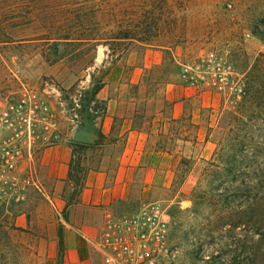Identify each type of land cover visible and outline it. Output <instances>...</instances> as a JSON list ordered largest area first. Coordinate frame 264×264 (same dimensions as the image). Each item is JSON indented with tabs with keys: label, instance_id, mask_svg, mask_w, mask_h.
Returning <instances> with one entry per match:
<instances>
[{
	"label": "rangeland",
	"instance_id": "1",
	"mask_svg": "<svg viewBox=\"0 0 264 264\" xmlns=\"http://www.w3.org/2000/svg\"><path fill=\"white\" fill-rule=\"evenodd\" d=\"M46 2L54 27L71 28L72 14L85 0ZM241 3L236 9L220 0H192L175 8L186 22L179 40L177 30H162L150 45L59 42L60 58H45L49 46L33 37L0 45V99L16 98L24 87L57 88L61 104L54 105L69 145L87 143L85 130L101 131L110 104V132L78 150L84 171L76 174L84 183L87 170L101 166L107 183L120 184L122 196L109 205L110 217L129 215L147 202L166 210L170 229L159 264H264V96L249 99L246 89L251 77L257 89L262 86L264 41L249 32V3ZM255 62L260 74L251 72ZM97 80L103 81L101 99L93 103ZM123 123L135 130L138 159ZM73 188V182L57 190L49 184L44 194L27 190L22 201L0 199V264L55 263L57 239L51 238L59 226L64 230L62 222L83 225L94 208L103 209H67L53 199L71 201ZM100 229L93 228L89 238L98 240ZM85 242L73 255L66 244L63 264H105L95 245Z\"/></svg>",
	"mask_w": 264,
	"mask_h": 264
},
{
	"label": "trees",
	"instance_id": "2",
	"mask_svg": "<svg viewBox=\"0 0 264 264\" xmlns=\"http://www.w3.org/2000/svg\"><path fill=\"white\" fill-rule=\"evenodd\" d=\"M224 7L228 5L236 9L241 8L242 1H248V14L244 21L249 32L264 41V0H220ZM192 0H85L78 4V12L72 14L71 28L66 26L62 28L54 27L52 12L45 9V5L51 4L46 0H0V45L13 42H24L33 37V39L42 40L49 46L50 54L45 58H60L58 54L59 42H98L110 45L112 42L124 40H136L139 43L150 45L151 37L158 38L163 31L169 33L171 30H177L174 35L179 40L180 36L185 34V18L175 12V8L184 9L190 6ZM110 17V20L107 18ZM103 24L112 25V29L106 31L102 28ZM37 30L33 34H23L25 30ZM182 31V32H180ZM150 32V33H149ZM149 33V34H148ZM109 35V36H107ZM184 37V36H183ZM260 74L261 68L258 62L251 67V72ZM255 74V75H256ZM261 85L258 89L253 84V77L246 81V89L249 93V99L255 97L260 99L264 96V77L261 79ZM103 81L97 80L92 88L90 101L97 103L96 97L98 91L102 88ZM255 87V88H254ZM251 93V94H250ZM256 93V94H254ZM105 111V109H104ZM91 119H93L91 117ZM94 132V131H93ZM97 137L102 138L100 130L94 132ZM93 144L71 142L72 158L69 162L67 178L73 182L77 188H73L71 201H65L68 204L77 201L82 187L84 186L81 177L76 173L84 171L79 164L78 150H85L92 147ZM235 156H231L234 158ZM221 157H218L220 159ZM230 158H226L228 165ZM223 160L222 162H224ZM231 162V161H230ZM225 163V162H224ZM231 163H234L232 160ZM210 165H220L210 162ZM223 168H225L223 166ZM264 230V226L260 225ZM9 228L24 231L23 228L10 225ZM57 253L54 264H63L64 262V240L62 227L57 228Z\"/></svg>",
	"mask_w": 264,
	"mask_h": 264
},
{
	"label": "built area",
	"instance_id": "3",
	"mask_svg": "<svg viewBox=\"0 0 264 264\" xmlns=\"http://www.w3.org/2000/svg\"><path fill=\"white\" fill-rule=\"evenodd\" d=\"M49 90L24 87L16 98L0 99V199L22 201L27 190H41L35 151L65 140L54 105V100L61 104L60 93L53 86ZM169 229L166 210L147 202L129 215H108L98 240L90 241L105 264H159L167 252Z\"/></svg>",
	"mask_w": 264,
	"mask_h": 264
},
{
	"label": "crops",
	"instance_id": "4",
	"mask_svg": "<svg viewBox=\"0 0 264 264\" xmlns=\"http://www.w3.org/2000/svg\"><path fill=\"white\" fill-rule=\"evenodd\" d=\"M101 90V89H100ZM100 90L96 94V97L100 98ZM101 99V98H100ZM110 104L108 103L105 114H103V120L100 123L101 132L103 136L107 137L110 132L112 119L114 114H109ZM175 115H178V112H175ZM126 124H122V128H124ZM128 131L130 135L127 137V146L131 147L132 155L135 156L136 159L139 158L140 151L133 150V145L136 140V134L132 135V132L135 133V130L130 129L129 126L124 128V132ZM83 136L85 137L84 141L87 143H92L96 139V135L93 131L85 130L83 132ZM68 140L65 137L63 143L51 146L47 148H41L35 151L34 154V163L39 172L40 182L42 184V189L40 190L42 194L45 191L47 185L51 184L54 190L60 189L63 184L71 185V182L67 178L69 162L72 158V150L70 145L68 144ZM134 159V157H132ZM130 164H133L131 162ZM108 177L107 172L100 166H94L87 170L84 186L81 190L78 201L75 203H70L66 206L67 209H70L75 204L76 206H102L103 209L99 210V212L95 211L94 208L93 214L88 217L87 221L82 223H72L71 220L66 222L65 220L62 222L65 224L63 231V240L64 246L67 244L69 255H73V253H77L80 248V244H86L85 241L90 242L89 233L93 228H101L106 220V217L110 215L108 211V207L115 199L122 196L120 193V184L115 182V184L107 183ZM45 187V188H44ZM124 192V190H123ZM54 200L62 203L64 206L66 202L61 198H53ZM97 213H100L98 215ZM17 219L22 220V215L18 216ZM89 225H87V223ZM53 240L58 239L57 234L53 235ZM84 241H81V240ZM73 242V243H72Z\"/></svg>",
	"mask_w": 264,
	"mask_h": 264
}]
</instances>
